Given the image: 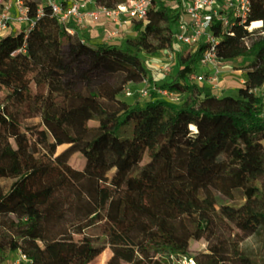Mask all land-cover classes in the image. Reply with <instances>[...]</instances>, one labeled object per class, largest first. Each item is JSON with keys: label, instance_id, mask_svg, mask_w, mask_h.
I'll return each instance as SVG.
<instances>
[{"label": "trees", "instance_id": "trees-1", "mask_svg": "<svg viewBox=\"0 0 264 264\" xmlns=\"http://www.w3.org/2000/svg\"><path fill=\"white\" fill-rule=\"evenodd\" d=\"M23 2L32 27L0 36V264L19 251L30 264L67 257L68 264H89L93 247L85 230L126 194L167 183L166 199L182 213L199 214L210 235L221 224L234 242L264 237V36L250 46L242 41L252 37L250 21L262 20L264 29V0H251L246 24L230 27L232 35L214 26L223 34L219 59L237 60L244 76L235 94L223 96L187 78L199 53L178 51L172 37L187 0H153L140 31L119 43L83 40L50 7L38 16L41 0ZM162 50L172 51L177 64L159 86L188 94L191 102L121 99L128 83L147 75L144 56ZM65 52L73 58L68 64ZM69 73L78 76L75 85L54 82ZM51 167L80 176L81 222H60L41 202L38 182ZM107 244L106 264H151L120 235ZM171 253L182 252L160 255L165 264Z\"/></svg>", "mask_w": 264, "mask_h": 264}, {"label": "rangeland", "instance_id": "rangeland-1", "mask_svg": "<svg viewBox=\"0 0 264 264\" xmlns=\"http://www.w3.org/2000/svg\"><path fill=\"white\" fill-rule=\"evenodd\" d=\"M142 26L143 23H136L133 26L131 24L127 29V36H135ZM260 36H264V33L253 34L244 44L247 43L246 45L250 46L252 41ZM94 40L101 41V38H94ZM110 42L118 43L113 40ZM175 44L180 52L194 48V46ZM167 57L168 51L166 50L146 54L144 61L147 69L148 93H142L143 83L130 82L121 92L120 98L128 103H142L154 96L174 103L190 101L188 94L175 90H171V95L159 92L160 89L165 88L159 86L162 80L175 75L177 64L175 57L171 72L165 74L159 69V65L166 61ZM72 60L71 54L65 52L62 58L63 63L68 64ZM238 65L237 60H220L217 66L220 70L218 80L212 82L206 79L197 83L209 86L217 96L233 95L241 85V79L244 78ZM191 68L196 72L207 70V67L198 60L192 64ZM53 80L62 86H72L79 81V78L69 73ZM79 177L69 167H51L46 168L39 179L40 200L53 207L60 222H81L83 220L85 197L78 187ZM167 188L168 183L161 189L142 195L128 193L121 205L111 208L100 222L87 228L85 241L87 245L93 247L91 255L86 260L87 263L106 264L111 254L107 242L114 239L116 235H120L121 239L132 243L151 264H165L160 255H164L169 250L181 251L188 258L194 257L196 262L202 264H264V237L250 235L234 242L221 224L215 233L210 235L206 230L205 219L199 214L182 213L174 202L166 199ZM70 260L71 258H64L59 264H68Z\"/></svg>", "mask_w": 264, "mask_h": 264}, {"label": "built area", "instance_id": "built-area-1", "mask_svg": "<svg viewBox=\"0 0 264 264\" xmlns=\"http://www.w3.org/2000/svg\"><path fill=\"white\" fill-rule=\"evenodd\" d=\"M42 5L37 11L41 16L43 7L48 6L57 21L71 34H77L82 39H87L94 25L100 19L110 21L113 26L108 34L101 38L104 43H111L113 37L124 28L126 23H144L147 20L148 9L153 0H121L113 6L96 4L94 0H41ZM11 1L0 0V35L9 29L14 19L18 23H25L29 30L33 25V18L28 13V8L23 0H15L16 15L12 18L10 14ZM251 9V0H187L183 8V16L176 24L172 37L175 43L194 46L197 50L198 61L207 67V70L196 72L193 68L187 77L190 81L202 82L209 79L216 82L220 75L218 62L220 61L217 45L223 34L217 35L214 26L219 24L220 28L229 35L233 32L230 27L234 24H246ZM259 22L257 27H252L254 22ZM251 34L264 33L263 21L253 20L246 25ZM247 39L243 38L245 42ZM247 44V43H246ZM168 51L166 61L159 65V69L168 74L172 70L174 53ZM144 84L141 91L147 94L148 81L146 76L140 81ZM244 83V78L240 81ZM125 90V89H124ZM160 93L171 95V89L163 88ZM128 93V92H127ZM3 104L0 105V110ZM192 257L188 258L183 253H171L166 257L167 264H189ZM9 264H30V259L21 251L9 259Z\"/></svg>", "mask_w": 264, "mask_h": 264}, {"label": "crops", "instance_id": "crops-1", "mask_svg": "<svg viewBox=\"0 0 264 264\" xmlns=\"http://www.w3.org/2000/svg\"><path fill=\"white\" fill-rule=\"evenodd\" d=\"M8 1H11V3H12L11 7H10V14H11L12 18H14V16L16 15L15 0H8ZM131 24L133 26L136 23H130V24L126 23L124 28L118 33L117 36L113 37L112 40L119 43L125 37H128L127 36V29L130 28ZM112 26H113V24L110 21H107L106 19H100L98 22L95 23L91 34L90 35L88 34V39L95 41L94 38H102V37L106 36L108 34V32L110 31ZM26 27H27V25L25 23H18L17 21L12 19V21L9 25V29L5 32L23 30V29H26ZM3 33H1V35ZM2 264H9V259L4 261Z\"/></svg>", "mask_w": 264, "mask_h": 264}, {"label": "bare ground", "instance_id": "bare-ground-1", "mask_svg": "<svg viewBox=\"0 0 264 264\" xmlns=\"http://www.w3.org/2000/svg\"><path fill=\"white\" fill-rule=\"evenodd\" d=\"M258 24H259V22H254L253 24H252V27H257L258 26ZM192 127H193V125H192ZM189 264H198L195 260H192Z\"/></svg>", "mask_w": 264, "mask_h": 264}]
</instances>
